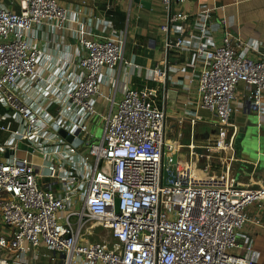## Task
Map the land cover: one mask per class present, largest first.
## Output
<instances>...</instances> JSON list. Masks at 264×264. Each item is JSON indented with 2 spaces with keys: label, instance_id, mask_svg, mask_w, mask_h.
Returning a JSON list of instances; mask_svg holds the SVG:
<instances>
[{
  "label": "built area",
  "instance_id": "1",
  "mask_svg": "<svg viewBox=\"0 0 264 264\" xmlns=\"http://www.w3.org/2000/svg\"><path fill=\"white\" fill-rule=\"evenodd\" d=\"M4 1L0 264H255L259 253L243 230L262 225L248 208L263 209L264 183L243 187L233 175L238 129L231 116H264L262 43L234 37L225 19L212 21L215 7L188 14L173 10L186 0H152L165 10L166 54L190 61L178 78L157 69L147 79L196 82V99L176 102L184 109L175 128L164 94L130 87L132 73L123 72L118 86L124 39L110 22L81 23L79 12L56 0H20L18 11ZM63 34L78 53L54 59L47 47L59 46ZM198 110L214 117L207 143L195 140ZM94 117L103 121L97 144L89 129Z\"/></svg>",
  "mask_w": 264,
  "mask_h": 264
},
{
  "label": "crops",
  "instance_id": "2",
  "mask_svg": "<svg viewBox=\"0 0 264 264\" xmlns=\"http://www.w3.org/2000/svg\"><path fill=\"white\" fill-rule=\"evenodd\" d=\"M20 0H5L4 5L13 11H18ZM58 5L70 10L72 13L79 12L77 20L86 23L91 19V24L110 22L112 30L122 32L124 39L123 63L118 66L117 77L121 86L122 73L134 74L130 87L135 89H153L158 96H166L167 120L176 123L179 118H183V107L177 101H187L196 99V82L189 86L184 82L173 81L165 83L149 81L147 79L151 70H168L170 77L177 71H181L185 63L190 61V55L183 53L166 54L164 42L166 35L161 31V26L165 22V10L161 4L152 0H56ZM215 7L212 14V21L220 22L225 19L230 25L231 34L241 40L252 39L262 43L259 51L264 53V0H186L183 4L174 3L173 10H179L188 14H196L201 7ZM223 25L215 31L214 41L217 45L221 43L223 37ZM57 47L49 49L47 52L56 59L58 56H69L66 54L78 53L79 49L73 38L64 34L58 38ZM44 45V42H41ZM56 42H52V45ZM75 51V52H74ZM250 58L256 59V54H250ZM130 63V66L124 63ZM173 68V70H169ZM180 72L174 78H178ZM243 87L238 88V101L242 99ZM120 98V93L116 95V100ZM115 100V101H116ZM186 109L196 110L191 106ZM253 111L239 110L231 116V122L237 127V135L234 141L237 161L232 163V172L238 183L243 187L256 188L264 183V156H257L249 151L247 154L240 153L244 136L240 135L248 125V119ZM198 121L195 128V140L198 143H207L212 138L214 117L204 110H198ZM188 124V118H185ZM262 126L258 132L264 135V116L260 118ZM209 134V135H208ZM208 135V136H206ZM241 136V138H240ZM243 136V137H242ZM243 138V139H242ZM188 134L184 136L183 143H188ZM264 153V152H263ZM248 215L251 218L260 216L262 225L257 226L251 223L244 228V233L253 238V249L259 253V258L255 264H264V207L258 210L255 205L248 208ZM6 231L0 225V235Z\"/></svg>",
  "mask_w": 264,
  "mask_h": 264
},
{
  "label": "rangeland",
  "instance_id": "3",
  "mask_svg": "<svg viewBox=\"0 0 264 264\" xmlns=\"http://www.w3.org/2000/svg\"><path fill=\"white\" fill-rule=\"evenodd\" d=\"M168 122H169V125H174L175 128L177 127V124L176 123H173L172 121H168ZM183 123H182L183 124L182 125V131H183L184 135L186 136V133H188V124L186 122H183ZM251 123L252 124L257 123V117H256V114L254 112L250 115V118L248 119V124L251 125ZM247 126L248 125H246V129H247ZM252 128H253V131L254 132H257V135H260L259 132H258V129L256 127H252ZM89 129H90L91 135L94 136V143L97 144L98 141H100V139L102 137V133H103V121H102V118L94 117L93 120H92V124H89ZM251 134L252 133H250V135ZM240 135H243L244 136V137L242 136L244 138V144L242 142V146H241L240 153L247 154V152L251 151L250 149H244V146L246 145L245 143L247 141V138L246 137L249 135L248 134V129L246 131H244V132L242 131V133ZM254 136H256V135H254ZM4 138H5L4 135L0 132V141L2 139H4ZM240 138H241V136H240ZM245 138H246V141H245ZM261 142L263 144V142H264V135H262ZM247 143H249V142H247ZM249 146H250V144H249ZM234 150H235V148H234ZM263 151H264V149H262V152ZM32 160H34V159H32ZM35 160L38 161L37 159H35ZM101 231H102L101 229H97L96 230V233H100ZM43 252H44V250H39L38 251L39 254H42Z\"/></svg>",
  "mask_w": 264,
  "mask_h": 264
},
{
  "label": "water",
  "instance_id": "4",
  "mask_svg": "<svg viewBox=\"0 0 264 264\" xmlns=\"http://www.w3.org/2000/svg\"><path fill=\"white\" fill-rule=\"evenodd\" d=\"M257 117V123L255 124H252L247 126V129H248V136L246 137L247 138V141H246V138H245V141H246V145L244 146V149H250L252 152H254L257 156H264V151L262 152V149H264V142L262 144L261 142V139H262V136L260 135H257V132H254L253 131V128L252 127H256L258 130L259 128L262 126V124L260 123V118L256 115ZM245 128V131L247 130ZM215 133V131H212L211 134L213 135ZM250 133H252L250 135ZM209 135V134H208ZM206 135V136H208ZM256 135V136H254ZM249 142V143H247ZM250 144V146H249ZM19 148L21 149H24L25 147L23 145H19ZM31 152V150H29ZM172 159V162L174 163L175 162V159H176V156L173 155V157L171 158ZM167 176V172H164V177ZM118 208V201H116V210Z\"/></svg>",
  "mask_w": 264,
  "mask_h": 264
}]
</instances>
